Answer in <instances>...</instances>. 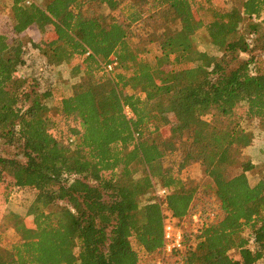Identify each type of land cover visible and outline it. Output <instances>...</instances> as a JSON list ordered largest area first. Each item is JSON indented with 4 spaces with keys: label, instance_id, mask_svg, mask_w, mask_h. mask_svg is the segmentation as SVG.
<instances>
[{
    "label": "trees",
    "instance_id": "16d2710c",
    "mask_svg": "<svg viewBox=\"0 0 264 264\" xmlns=\"http://www.w3.org/2000/svg\"><path fill=\"white\" fill-rule=\"evenodd\" d=\"M10 10L0 31V139L21 158L0 155V205L30 188L34 203L53 208L6 211L17 240L0 246V264H148L163 245L164 209L176 222L202 215L185 231L184 264H264V171L251 185L258 165L243 153L252 135L240 125L244 116L264 129V0H12ZM43 21L55 36L39 53L75 78L64 94L18 71L24 36ZM199 26L219 56L194 46ZM135 27L157 45L153 62L131 43ZM113 57L118 66L105 73ZM57 117L74 123L64 130ZM192 166L213 183L215 221L195 206Z\"/></svg>",
    "mask_w": 264,
    "mask_h": 264
},
{
    "label": "rangeland",
    "instance_id": "374dc122",
    "mask_svg": "<svg viewBox=\"0 0 264 264\" xmlns=\"http://www.w3.org/2000/svg\"><path fill=\"white\" fill-rule=\"evenodd\" d=\"M41 2V0H39ZM230 0H211V4L217 7H226ZM12 0H0V31L5 32L10 28L12 24V14L10 10ZM201 17L205 22L212 19V12L209 11L206 6L200 9ZM264 29V22H260ZM145 30L140 27L132 29L130 36L131 43H137L140 51L144 54L145 58L152 61L154 55L157 53V45L155 43H148L145 39ZM55 36L53 27L42 22V28L38 29L33 27L29 29L24 36V59L25 64L19 66L18 71L24 75L32 76L36 78L38 82V89L45 91L48 88H52L54 93H66L68 92L71 84L75 81V78L71 76V71L68 65L64 62L54 65V68H50L47 65L45 57L39 53L51 39ZM194 46L205 51L211 55L219 56L221 52L211 43L205 29L202 26L196 28L194 35L192 36ZM247 54H241L240 60L248 59ZM261 65L264 69V55L260 57ZM153 62V61H152ZM130 92V90H127ZM52 105V103H50ZM242 111H238L241 113ZM61 121V127L65 129L69 125H73V121H65L61 117H57ZM165 127L162 130L164 136H168L173 132L175 127L174 118L171 115L164 117ZM65 124V125H63ZM240 125L244 127L251 135L252 142L250 145L243 149L244 155L249 158L253 163L258 165V168L252 169L247 172V177L251 185L256 184L259 179L260 172L264 171V129L259 127L257 120L248 119L247 117L240 116ZM66 139L61 140V144H66ZM0 155L13 156L18 155L21 158L19 150L14 147H7L3 145L0 139ZM172 164V158H166ZM185 175L194 179L199 183L198 194L195 200V206L197 209L205 212L206 215L215 213L216 217L221 216V210L219 203L214 196V187L212 181L205 177L200 171L198 166H192L185 171ZM36 197V191L34 189H15L6 203L0 205V246H9L11 243L17 240V235L11 228L12 221L6 217V211H11L20 216H25L32 205L36 204L39 210L50 211L53 206L48 203L39 202L34 203ZM61 204V202H58ZM251 234L249 229L244 231L245 236ZM134 249L140 250L136 243L133 244ZM237 256L236 253L232 252Z\"/></svg>",
    "mask_w": 264,
    "mask_h": 264
},
{
    "label": "built area",
    "instance_id": "2783aa9c",
    "mask_svg": "<svg viewBox=\"0 0 264 264\" xmlns=\"http://www.w3.org/2000/svg\"><path fill=\"white\" fill-rule=\"evenodd\" d=\"M118 66L116 57L105 64V73H113ZM155 194L159 198H164L168 194V189L155 187ZM202 215L199 211L192 212L189 216L176 222L169 211L163 210V245L161 250L154 255L147 256L148 264H184V255L186 251L185 231L192 228L196 231L201 225ZM218 218L215 213L210 214V220L215 221Z\"/></svg>",
    "mask_w": 264,
    "mask_h": 264
},
{
    "label": "crops",
    "instance_id": "0c3cea01",
    "mask_svg": "<svg viewBox=\"0 0 264 264\" xmlns=\"http://www.w3.org/2000/svg\"><path fill=\"white\" fill-rule=\"evenodd\" d=\"M54 68V66H52ZM188 170V169H187Z\"/></svg>",
    "mask_w": 264,
    "mask_h": 264
}]
</instances>
